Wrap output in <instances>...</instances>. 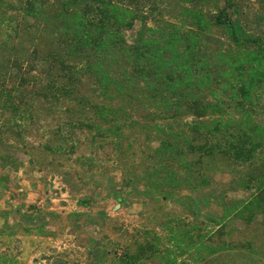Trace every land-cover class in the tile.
Segmentation results:
<instances>
[{"label": "rangeland", "instance_id": "rangeland-1", "mask_svg": "<svg viewBox=\"0 0 264 264\" xmlns=\"http://www.w3.org/2000/svg\"><path fill=\"white\" fill-rule=\"evenodd\" d=\"M104 1L132 13V27L121 30L128 44L146 25L191 30L189 13L200 10L212 24L202 53L213 61L239 50L219 27L223 0H0V264H110L126 249L141 264H164L166 249L177 248L173 231L183 233L185 245L209 246L199 252L193 246L179 264H264V211L249 222L248 213L225 217L218 204L255 195L261 165L207 158L210 187L158 188L146 177L158 162L160 109L128 107L135 123L125 137L104 140L85 125L92 116L86 102L95 100L93 75L75 82L72 95L46 96L49 79L62 75L50 67L53 52L83 62L62 53L76 34L74 12L96 16ZM237 5L241 25L264 38V0ZM257 95L252 113L264 126V92ZM10 98L19 109L10 108ZM211 246L220 251L208 255Z\"/></svg>", "mask_w": 264, "mask_h": 264}, {"label": "trees", "instance_id": "trees-1", "mask_svg": "<svg viewBox=\"0 0 264 264\" xmlns=\"http://www.w3.org/2000/svg\"><path fill=\"white\" fill-rule=\"evenodd\" d=\"M105 2L98 9V16L74 12L71 20L76 34L62 53L83 56V62L76 65L57 59L60 53L53 52L50 67L61 70L62 75L59 80L58 76L48 78L51 83L45 87L46 96L58 100L72 95L75 82L83 83V76L93 75L95 100L86 102L91 106L92 116H88L85 125L86 129L100 131L104 140L125 137L126 129L135 123L128 115V107L143 104L160 109L161 120L155 124L162 136L156 150L158 162L153 174L146 177L158 188L200 192L210 187L211 179L204 168L207 158L261 165L255 195L218 203L225 217L245 218L248 213L249 222L253 221L256 210L264 211V126L252 113L257 93L264 92V38L249 33L241 25L236 16L237 0H223L219 27L239 47L236 52L219 54L213 61L202 53L204 36L212 31V24L200 10L189 13L191 30L165 32L146 25L136 42L128 44L121 30L125 24L132 27V13L118 4ZM111 24L118 27L113 30ZM208 96L213 100H207ZM8 101L10 108L19 109L11 98ZM86 103L84 107H88ZM229 105L235 109L232 113L227 110ZM185 114H192L197 120L188 121ZM181 233L173 231L177 248L166 249L164 264H179L193 246L197 252L205 247L199 241L183 244ZM219 251L217 246H211L208 255ZM141 261L139 255L126 249L110 264H141Z\"/></svg>", "mask_w": 264, "mask_h": 264}]
</instances>
